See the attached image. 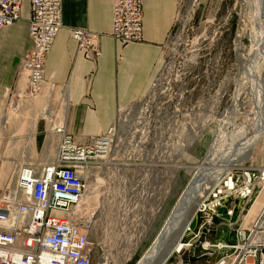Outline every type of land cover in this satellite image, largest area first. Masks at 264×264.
<instances>
[{
  "label": "rangeland",
  "instance_id": "rangeland-1",
  "mask_svg": "<svg viewBox=\"0 0 264 264\" xmlns=\"http://www.w3.org/2000/svg\"><path fill=\"white\" fill-rule=\"evenodd\" d=\"M208 7L209 1L204 0L202 4L200 0L183 3L179 11L180 18L163 46L165 67L160 78L155 86L132 106L118 107L129 108L124 114L125 121L130 123V127L125 131V136L130 142L127 147L131 148L134 154L142 149L148 157L156 156L154 170H157L159 176L160 171L163 172V189L146 192L145 200L149 199L150 203L153 201L151 204H158L154 201L156 198L160 201L165 198L166 202L160 211L148 218L153 220L146 231L144 215L146 218L147 211L146 207L141 205L143 197L137 191L107 192L105 173H100L96 177L98 181H94V184H97L94 194L90 192L93 196L92 203H86L88 208L93 209L90 212L93 218L90 224L86 223L85 226L90 233L93 264L101 263L100 259H106L108 264H136L151 248L182 192L196 175L197 167L207 164L208 168H217L220 160L227 158L240 147L238 143L241 139L245 140V146L248 142L252 143L250 153L240 157L232 167L225 168L218 182L225 174L237 175V168L240 166L254 170L264 168V129L260 128L264 125V115L261 113L263 109L247 76L254 68L257 77H260L264 73V63L262 62V65L259 60H255L257 63L251 60L250 41L246 37L248 30L242 20V6L237 0H221L219 9L213 8L210 16L207 15ZM262 56L264 57V52ZM9 104L10 100L7 101V106ZM3 108L19 114L15 107ZM39 116L43 117L44 114L39 113ZM116 117L113 122L115 125ZM43 126L44 124L38 123L39 139L37 152L34 153V159L37 160H28L23 151L26 146L17 145V161L13 162V167L47 164L52 161H40L37 156L41 150ZM22 131L23 128L20 133ZM256 134L260 137L255 142L252 139ZM9 146L0 143L1 169L5 163L10 164ZM53 149L55 150L51 146V150ZM175 156L177 162L174 160ZM6 180L4 185L7 184ZM103 180V184H100ZM1 181L3 183L2 179ZM4 185L2 184L3 187ZM214 185L208 188L200 201ZM2 186L0 185V191ZM132 186L131 183L130 188ZM118 188L123 189L117 184ZM238 200L228 199L226 205L231 206L232 202L237 204ZM138 201H141L140 205L132 208L133 203ZM128 203L131 208L126 206ZM198 204L194 206L191 217H187L189 223L174 237L177 244H181V250L172 252L164 264H215L226 253V250L216 251L203 260L189 261L192 246L198 239L196 236L199 227L206 218L212 216L210 211L198 213ZM249 206L251 205H248V209ZM220 209L215 211V215H219ZM90 213L88 212L86 217H90ZM253 213L254 210L248 217L253 216ZM215 215L212 217L213 225L205 241L212 240L216 233L218 238L228 236V240L222 244L233 243V227H228L227 223L226 226H218L220 221ZM244 228L249 229L246 218ZM227 253H230V250H227Z\"/></svg>",
  "mask_w": 264,
  "mask_h": 264
},
{
  "label": "built area",
  "instance_id": "built-area-1",
  "mask_svg": "<svg viewBox=\"0 0 264 264\" xmlns=\"http://www.w3.org/2000/svg\"><path fill=\"white\" fill-rule=\"evenodd\" d=\"M182 7L183 3L179 11ZM19 10L20 0H0V28L15 23ZM60 28L61 0H30L28 35L33 48L23 56L18 70V75L26 81L24 98L27 100L36 98L46 85L45 58ZM142 35L141 0H112L110 36L124 47L141 42ZM70 36L88 61H97L100 56L98 33L72 29ZM164 67L165 61L149 91ZM128 111L129 108H118L116 125L83 142L77 141L63 125L50 128L47 140L55 148L52 161L13 169L10 181L0 191V264H93L90 233L84 226L90 224L93 209L86 203H92L90 192L94 194L97 185L94 181H98L96 177L102 172L107 192L137 191L143 197V207L150 203L149 199L145 200L146 192L163 189V172L160 171L159 176L154 170L156 156L148 157L142 149L134 154L127 147L130 142L125 131L130 123L125 121L124 114ZM54 135L57 138L52 140ZM174 160L177 162L176 156ZM237 171V175L222 176L198 204V213L210 211L212 216L201 224L196 237L203 228L210 232L215 211L223 208L228 199H239L243 210L234 223H227L234 229V243L211 245L205 242L203 247L219 252L226 250L215 264H264V205L249 229L244 228L243 215L248 205L264 192V168L254 170L240 166ZM117 184L123 189H117ZM157 199L154 201H160ZM141 201L134 202L132 208ZM126 206L131 208L130 203ZM236 207L232 202L226 209L228 218L233 216ZM88 212L90 217H85ZM188 259L194 261L193 256ZM100 261L99 264H108L106 259Z\"/></svg>",
  "mask_w": 264,
  "mask_h": 264
},
{
  "label": "crops",
  "instance_id": "crops-1",
  "mask_svg": "<svg viewBox=\"0 0 264 264\" xmlns=\"http://www.w3.org/2000/svg\"><path fill=\"white\" fill-rule=\"evenodd\" d=\"M185 1L189 0H141L143 40L121 47L110 36L112 0H61V28L44 63L46 85L36 98L27 100L24 98L26 81L18 75V70L23 56L33 48L28 35L30 0H20L19 19L10 26L0 28V143L11 148L8 153L10 164L5 163L3 169L0 166V185L5 184L7 177L6 183L11 179L15 168L13 162L17 161V145L26 146L23 151L28 160H37L34 159V153L37 152L39 139L38 123L44 126L41 131V150L37 156L40 161L52 160L55 150H51L53 145L45 138L50 128L63 125L77 141L83 142L105 133L112 126L118 107H130L142 99L162 69L163 46L175 27L179 6ZM200 1L202 4L203 0ZM204 1H209L208 16L213 8L219 9L221 4V0ZM72 29L100 35V56L96 62L88 61L83 51L78 50L77 43L70 36ZM3 107H15L19 114ZM39 113L44 116L40 117ZM54 138H57L56 135L52 136V140ZM157 202H148L145 206L146 231L153 220L148 218L160 211L166 200L164 198ZM226 203L217 215L220 221L218 226L234 223L243 210L242 201L238 200L236 213L234 211L233 217L228 218L225 212L230 204ZM263 205L264 195L252 203L249 209L246 208L243 215L249 226ZM253 210L254 215L248 217ZM232 231L234 233V229ZM233 233L231 238L234 243ZM213 236V241L208 240L211 244L228 240L227 235L218 238L215 233ZM212 250L214 253L217 251ZM212 255L205 254L194 258V261Z\"/></svg>",
  "mask_w": 264,
  "mask_h": 264
},
{
  "label": "bare ground",
  "instance_id": "bare-ground-1",
  "mask_svg": "<svg viewBox=\"0 0 264 264\" xmlns=\"http://www.w3.org/2000/svg\"><path fill=\"white\" fill-rule=\"evenodd\" d=\"M237 2L242 6V20L245 22V27L248 30L246 37L250 41L251 47H249V49L252 51L251 60H259L262 64V62L264 63V57L262 56L264 52V0H237ZM254 63L257 62L255 61ZM247 76L251 82V85L253 84L252 88L255 94L257 95V97H259L258 99L260 100V104L262 106L261 108L263 109L261 113H263L262 115H264V73L261 74L260 77H257L256 71L253 68V70L249 71V74H247ZM260 128L264 129V125H261ZM259 137L260 135L256 134L252 140L256 142ZM238 144L240 145V147L238 146ZM238 144V149H236L235 151L232 150L233 152L229 150L231 153L227 156V158L221 157L223 158V160L219 161L217 168H208L206 166L207 164L205 165L206 167H197L198 171L196 175L189 183L187 189L183 192L181 199H178L173 211L167 218L168 220L163 225L159 234L160 237L157 236L155 238L151 248L145 252L144 256L139 260L138 264H161V262L164 261L165 258H163L162 260L159 259V257L161 255L160 246L162 245V241L165 239V237L170 233L175 234L179 232L183 226L184 228L186 227V225L189 223V218L187 217H191L192 213H194L193 208L196 204L199 203V199H202L203 194L207 192L208 188L217 183L222 172L225 171V168L232 167L240 157L244 156L246 153H250V149L253 146L251 145V142H248L245 146V140L243 139H241L240 143ZM232 146L234 147V145ZM207 162L209 161L207 160ZM84 220L85 218L82 217L81 222H83ZM84 226L86 225L84 224ZM181 247V244L178 243L173 252H178V250H181Z\"/></svg>",
  "mask_w": 264,
  "mask_h": 264
},
{
  "label": "water",
  "instance_id": "water-1",
  "mask_svg": "<svg viewBox=\"0 0 264 264\" xmlns=\"http://www.w3.org/2000/svg\"><path fill=\"white\" fill-rule=\"evenodd\" d=\"M187 187H188V186H187ZM187 187H186V189H187ZM182 194H183V192H182ZM182 194H181V196H182ZM181 196H180V199H181ZM181 231H182V228L180 229L179 232H177V233H175V234L170 233V234L167 235V236L165 237V239L162 241V245L160 246V248H161V250H160L161 255H160L159 259H162V260H163V258H165V259H164L163 262H161V264H164V262H165L166 259L169 257V255L175 250V247H176L177 242H176V240H174V237H175L178 233H180ZM160 232H161V231H160ZM160 232H159L158 235H157L158 237H160V236H159ZM208 233H209V232L207 231V229L203 228V229L201 230V232H200V235H199V237H198L196 243L192 246V256H193L195 259H197V258H199V257H201V256H203V255H205V254H210V255H212V254L214 253V251H213L212 249H205V248L203 247L204 243L206 242L205 240H206V237H207ZM162 260H161V261H162ZM138 262H139V261H138ZM138 262H137L136 264H138Z\"/></svg>",
  "mask_w": 264,
  "mask_h": 264
}]
</instances>
